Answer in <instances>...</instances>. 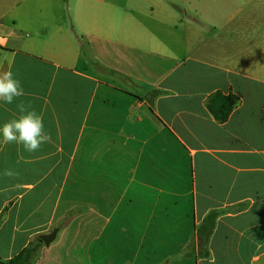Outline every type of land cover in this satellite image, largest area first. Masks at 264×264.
Segmentation results:
<instances>
[{
  "label": "crops",
  "instance_id": "0c3cea01",
  "mask_svg": "<svg viewBox=\"0 0 264 264\" xmlns=\"http://www.w3.org/2000/svg\"><path fill=\"white\" fill-rule=\"evenodd\" d=\"M128 2L0 0V75L24 89L0 123L23 105L49 136L0 143V258L38 238L32 264H264L261 45L231 57L187 7ZM215 90L239 97L223 122ZM210 212L208 255L182 257Z\"/></svg>",
  "mask_w": 264,
  "mask_h": 264
},
{
  "label": "rangeland",
  "instance_id": "374dc122",
  "mask_svg": "<svg viewBox=\"0 0 264 264\" xmlns=\"http://www.w3.org/2000/svg\"><path fill=\"white\" fill-rule=\"evenodd\" d=\"M113 1L118 3L127 2V0ZM128 1V3L140 4L143 13H145V0ZM158 1L147 0L149 14L158 13L159 7L156 4ZM164 1L169 3L174 1L180 9L187 7L188 14L183 15V18L185 20L191 18L195 26H210L207 32H203L204 41L228 40L230 42L228 50L231 57L238 58V55H243V52H239L241 48L235 47L239 40L250 43L251 46L245 48L247 55L249 53L253 54L255 46L258 48L261 45L264 72V0H195V11L193 8L190 9L185 0ZM69 3L71 5L72 0H69ZM208 9L214 13L220 10L222 14H210ZM143 23L145 24V18ZM221 26L224 27L221 28ZM148 61V65L152 67L154 59ZM262 78L264 79V75Z\"/></svg>",
  "mask_w": 264,
  "mask_h": 264
},
{
  "label": "clouds",
  "instance_id": "9594fccd",
  "mask_svg": "<svg viewBox=\"0 0 264 264\" xmlns=\"http://www.w3.org/2000/svg\"><path fill=\"white\" fill-rule=\"evenodd\" d=\"M24 94V89L19 79L13 72L0 75V104H12L17 97ZM19 115L16 118L0 123V143L15 142L22 145L26 152H35L41 145L49 140L44 130L43 119L35 110L17 105ZM0 175L12 177L15 173L4 169Z\"/></svg>",
  "mask_w": 264,
  "mask_h": 264
},
{
  "label": "trees",
  "instance_id": "16d2710c",
  "mask_svg": "<svg viewBox=\"0 0 264 264\" xmlns=\"http://www.w3.org/2000/svg\"><path fill=\"white\" fill-rule=\"evenodd\" d=\"M238 102L239 97L234 93H223L221 90H215L206 97L205 105L216 121L223 122L227 119ZM216 215L217 212H210L207 214L196 231L197 241L195 242L194 234L191 235L190 239L183 248V253L181 254L182 257L189 256L195 245L200 248L199 254L203 257L208 255L206 244L208 236L214 225ZM39 243L40 240L38 238L30 241L11 258L6 260L0 258V264H32V260L36 255Z\"/></svg>",
  "mask_w": 264,
  "mask_h": 264
},
{
  "label": "water",
  "instance_id": "95a60500",
  "mask_svg": "<svg viewBox=\"0 0 264 264\" xmlns=\"http://www.w3.org/2000/svg\"><path fill=\"white\" fill-rule=\"evenodd\" d=\"M55 232H56V229H53L49 233L39 235V238L44 242V244L47 245L53 239Z\"/></svg>",
  "mask_w": 264,
  "mask_h": 264
}]
</instances>
